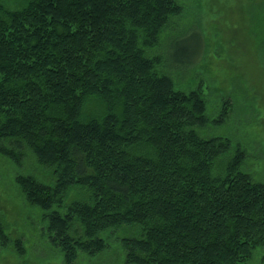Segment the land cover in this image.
I'll use <instances>...</instances> for the list:
<instances>
[{
    "label": "trees",
    "instance_id": "1",
    "mask_svg": "<svg viewBox=\"0 0 264 264\" xmlns=\"http://www.w3.org/2000/svg\"><path fill=\"white\" fill-rule=\"evenodd\" d=\"M186 9L0 0V149L11 158L31 150L49 170L50 181L18 179L64 264L78 251L88 264H246L264 252V182L243 171L242 146L220 165L231 141L200 135L225 122L229 102L210 119L203 81L186 91L165 68L161 37ZM192 36L195 47L172 46L186 81L204 57L200 28L178 40ZM0 238L27 254L2 224Z\"/></svg>",
    "mask_w": 264,
    "mask_h": 264
},
{
    "label": "rangeland",
    "instance_id": "2",
    "mask_svg": "<svg viewBox=\"0 0 264 264\" xmlns=\"http://www.w3.org/2000/svg\"><path fill=\"white\" fill-rule=\"evenodd\" d=\"M2 1L10 8L22 2ZM177 1L187 7L188 13L174 28L170 25L171 29L161 37V52L167 57L165 68L177 73L179 87L186 91L203 81L201 91L208 101L210 119L219 118L220 110L229 102L225 122L206 126L200 135L231 141L230 151L220 158V165L231 158L237 145L242 146L247 153L243 171L255 181L264 182V0ZM197 4L200 9L194 7ZM206 5H209V17L200 13L201 6L205 9ZM195 28L203 32L201 53L204 57L191 69L190 74L195 76L186 81L187 70L173 61L172 46L186 40V45L195 47L193 36L178 40ZM199 47L200 42L197 51ZM97 107V102H93L91 109L96 111ZM26 175L50 181L49 170L31 150L19 158L0 152V224L10 239L21 238L27 251L19 257L10 245L13 242L6 244L0 238V264H64L63 252L41 237L44 225L41 212L31 206L18 179ZM84 255L83 251L76 252L75 264H88ZM263 256V251H257L246 264H264ZM93 260L97 264L101 257Z\"/></svg>",
    "mask_w": 264,
    "mask_h": 264
}]
</instances>
